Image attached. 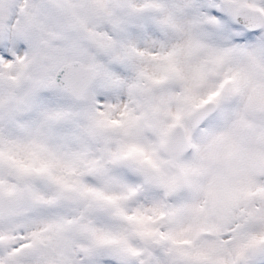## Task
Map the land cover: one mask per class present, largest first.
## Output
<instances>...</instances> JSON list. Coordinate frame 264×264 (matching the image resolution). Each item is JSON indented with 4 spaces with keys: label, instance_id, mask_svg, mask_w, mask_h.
<instances>
[{
    "label": "snow or ice",
    "instance_id": "snow-or-ice-1",
    "mask_svg": "<svg viewBox=\"0 0 264 264\" xmlns=\"http://www.w3.org/2000/svg\"><path fill=\"white\" fill-rule=\"evenodd\" d=\"M0 264H264V0H0Z\"/></svg>",
    "mask_w": 264,
    "mask_h": 264
}]
</instances>
